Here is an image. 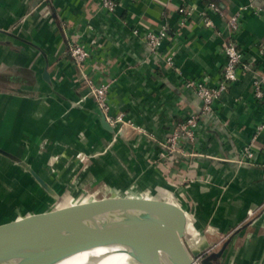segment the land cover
I'll return each instance as SVG.
<instances>
[{
    "label": "crops",
    "instance_id": "1",
    "mask_svg": "<svg viewBox=\"0 0 264 264\" xmlns=\"http://www.w3.org/2000/svg\"><path fill=\"white\" fill-rule=\"evenodd\" d=\"M181 2L122 0L108 12L99 0H0V147L9 154L0 153V185L11 183V168L20 170L23 161L64 192L136 185L185 211L189 241L193 229L215 242L220 233L243 226L222 253V264H264V126L258 129L264 95L256 99L252 90L261 78L264 92V0H185L193 5L185 26L178 21ZM208 2L222 12L209 15L213 27L202 19ZM238 11L240 29L231 35L228 18ZM162 27L167 36L155 52L133 32ZM224 40L236 42L247 68L214 101L195 140L176 156H162L161 142L174 124L202 104L184 81L216 85L226 59ZM74 42L90 50L81 66L69 54ZM45 67L49 82L42 77ZM84 75L97 84L111 81L110 113H121L145 133L129 131L113 141ZM79 150L93 154L86 171L74 166L72 151ZM25 179L0 191V219L11 202L30 203L40 191ZM257 209L258 217L242 225Z\"/></svg>",
    "mask_w": 264,
    "mask_h": 264
},
{
    "label": "water",
    "instance_id": "2",
    "mask_svg": "<svg viewBox=\"0 0 264 264\" xmlns=\"http://www.w3.org/2000/svg\"><path fill=\"white\" fill-rule=\"evenodd\" d=\"M42 77L49 82L46 67ZM100 116L101 126L112 133L113 141L124 139L121 133L116 134L101 111ZM83 152L72 151V154L85 164L87 160ZM0 153L9 155L1 148ZM86 154L90 158L93 156L90 153ZM33 175L37 187H44L55 193L48 182L34 172ZM106 191L111 194L117 193L119 196L82 204L70 201L51 210L37 211L23 218L14 215L15 217L8 221H1L0 264H10L14 259L18 260L13 264H33L31 256L35 250L61 243L73 234L80 233L79 229L89 232L88 229L94 228L95 217L119 211L131 213L126 214L118 228L112 227L89 234L86 236L87 241L91 240L93 245L108 242L128 245L140 256L143 264H161L153 256L154 251H163L171 264H197L192 255L197 256L207 246V241L203 236L202 243L192 250V255L187 250L183 241L187 216L177 203L156 197L151 192L137 190L133 186L119 188L106 186ZM128 192H133L135 196H128ZM225 246L226 243L217 252L203 259L202 264H213L212 259L218 263L217 260Z\"/></svg>",
    "mask_w": 264,
    "mask_h": 264
},
{
    "label": "built area",
    "instance_id": "3",
    "mask_svg": "<svg viewBox=\"0 0 264 264\" xmlns=\"http://www.w3.org/2000/svg\"><path fill=\"white\" fill-rule=\"evenodd\" d=\"M122 0H99V5L106 9L108 12L115 10L118 2ZM178 5L177 11L179 14V25L185 26L188 18L192 13L193 5L187 4L185 0ZM215 13L222 15L220 8L214 2H208L202 11V19L206 26L213 27L214 24L210 18V14ZM240 13L235 12L228 18V28L232 34L237 33L240 29ZM135 34H139L141 39L145 42L148 49L155 52L160 47L162 41L167 36L166 30L162 27L157 33L151 30H146L143 33H139L136 28L133 29ZM221 51L225 55V63L222 68L221 77L217 81L216 85L209 86L203 81H197L194 79H188L184 81L186 88L192 89L196 95L200 98L202 104L200 108L194 112H190L185 119L178 121L174 124L169 134L161 142L163 152L162 156H176L182 151V146L187 143H192L197 134V129L200 122L208 117L212 112V104L215 100L219 99L223 93H225L231 84L235 83L240 76V70L247 68L242 63L243 53L233 40H224L221 43ZM69 54L74 62L81 66L87 62L90 58V50L78 42H74L69 47ZM166 63L172 65V57H166ZM85 84L88 86V95L93 98L99 110L105 116V120L115 129L116 134L121 133L124 136L129 131L137 133H145V130L139 126H136L132 121L125 119L121 113L111 114L108 103V94L111 81L97 84L88 76L84 75ZM253 95L256 99H262L263 92V80L261 78L253 80L252 84ZM264 126V121L258 126L261 129ZM245 153L248 157H252V153L248 148H245ZM255 211L249 210L248 215H252Z\"/></svg>",
    "mask_w": 264,
    "mask_h": 264
},
{
    "label": "rangeland",
    "instance_id": "4",
    "mask_svg": "<svg viewBox=\"0 0 264 264\" xmlns=\"http://www.w3.org/2000/svg\"><path fill=\"white\" fill-rule=\"evenodd\" d=\"M83 132L79 133L80 138L83 137L82 135ZM1 148V147H0ZM85 156V159L87 160V163H83L82 160H79L75 157H73V161H74V166L76 167V169H81L84 171H86V168L90 167V164L92 162V159L87 156V154L85 152H83ZM93 155V154H92ZM97 155V154H96ZM52 157V156H51ZM53 158H57V157H53ZM18 158L14 159L17 160ZM108 161V160H107ZM26 162V161H25ZM24 161L22 162V168L19 169H14L11 168V173H13L12 177H11V183H9L8 185L6 183L0 185V191H5L7 189H14L17 188L21 185V183H23L24 181H27V176L30 177V181L36 183V179L33 175V172L35 174H37L39 176V174L36 172V170H34L31 166L28 167V165L25 163ZM109 165H112L113 162L112 161H108ZM21 165V164H20ZM88 166V167H87ZM13 169V170H12ZM50 188H55V193H53L50 190L45 189L44 187H38L40 188V191L37 192L36 196L34 197V200H31L30 203H28V201H24L22 203L19 202H11V208L5 210H2V217L0 219L1 221H8L12 218H14L16 215L18 216V218H23L26 217L30 214H33L34 212L37 211H46V210H51L54 209L56 207H59L61 205H65L67 203H69L70 201L73 202H77L79 204L85 203V202H80V201H84L85 198L90 200H100L102 198H107V197H118L119 195H117V193H109L106 191V187H103L102 185H96L95 187H89L87 190L85 191H69V192H64L65 188L64 186H56L52 187V185L49 186ZM135 189H140L143 191H146L147 193L151 192L152 194H154L156 197H162L164 199H168L165 196L160 195L159 193H155L152 192L150 190H146V189H141L139 188V186H133ZM28 189L31 190L32 189V185L29 184L28 185ZM57 189V190H56ZM121 196V195H120ZM84 199V200H83ZM15 203H19V209H14L13 207H15ZM13 204V205H12ZM16 208V207H15ZM259 210L257 209L252 215H248L245 218V220L243 221L242 225L245 226V224H249L251 222H253L257 217H258V212ZM15 215V216H14ZM243 226H240L238 228H235L234 230H232L229 233H220L218 239L215 242L210 241L208 238H206L207 241V246L197 255L194 256L192 255V250L197 247L199 244L202 243V237L200 232L198 231H194L193 229V233H194V237L193 239L189 242V240L187 238H183L184 244L187 248V250L191 253L193 260L197 263V264H202V260L205 258H208L213 252H217L225 243L226 246L227 244L232 240V238L239 233L243 228ZM187 230V227H186ZM225 246V248H226ZM224 248V250H225ZM223 250V252H224ZM222 252V253H223ZM221 257V256H220ZM220 257L218 258V263L215 262V259H212L211 261L213 262V264H222L220 262Z\"/></svg>",
    "mask_w": 264,
    "mask_h": 264
},
{
    "label": "bare ground",
    "instance_id": "5",
    "mask_svg": "<svg viewBox=\"0 0 264 264\" xmlns=\"http://www.w3.org/2000/svg\"><path fill=\"white\" fill-rule=\"evenodd\" d=\"M92 201L95 200L88 202ZM129 213L131 212L119 211L95 217L93 220L94 228L88 229L89 232L79 229L80 233L73 234L61 243L46 245V248L42 247L35 250L31 256L33 259L31 262L33 264H143L140 261V256L128 245L116 242L93 245V242L87 241L86 238L87 235L97 231L112 227L118 228L119 223ZM153 256L161 264H171L163 251H154ZM17 260L14 259L10 264L17 262Z\"/></svg>",
    "mask_w": 264,
    "mask_h": 264
}]
</instances>
